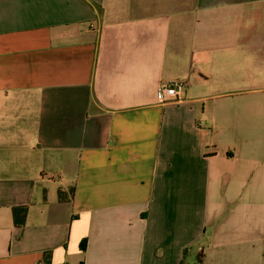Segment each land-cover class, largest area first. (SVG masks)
<instances>
[{
	"label": "crops",
	"instance_id": "1",
	"mask_svg": "<svg viewBox=\"0 0 264 264\" xmlns=\"http://www.w3.org/2000/svg\"><path fill=\"white\" fill-rule=\"evenodd\" d=\"M185 247L264 264V0H0V264Z\"/></svg>",
	"mask_w": 264,
	"mask_h": 264
},
{
	"label": "trees",
	"instance_id": "2",
	"mask_svg": "<svg viewBox=\"0 0 264 264\" xmlns=\"http://www.w3.org/2000/svg\"><path fill=\"white\" fill-rule=\"evenodd\" d=\"M70 196H72V188L70 189ZM63 191H59V198L64 199ZM12 212V220L15 226H22L25 222V216L27 212V206L20 205V206H13L11 208ZM83 248V241L80 244ZM199 264L198 259L195 256H191L189 253V248L185 247L183 249L182 259L180 260L179 264ZM38 264H53L51 262V253L49 250L43 251L41 254V258ZM201 264V263H200Z\"/></svg>",
	"mask_w": 264,
	"mask_h": 264
},
{
	"label": "built area",
	"instance_id": "3",
	"mask_svg": "<svg viewBox=\"0 0 264 264\" xmlns=\"http://www.w3.org/2000/svg\"><path fill=\"white\" fill-rule=\"evenodd\" d=\"M184 87V82L177 80L169 85L159 88L157 98L159 102H166L178 99V90Z\"/></svg>",
	"mask_w": 264,
	"mask_h": 264
},
{
	"label": "rangeland",
	"instance_id": "4",
	"mask_svg": "<svg viewBox=\"0 0 264 264\" xmlns=\"http://www.w3.org/2000/svg\"><path fill=\"white\" fill-rule=\"evenodd\" d=\"M194 250H196V258L198 259V261H199V264H200V250H199V248L198 247H195V249ZM196 264V263H195Z\"/></svg>",
	"mask_w": 264,
	"mask_h": 264
}]
</instances>
